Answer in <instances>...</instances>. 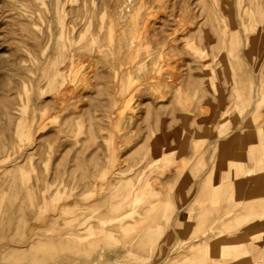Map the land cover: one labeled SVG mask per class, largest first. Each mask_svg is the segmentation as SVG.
<instances>
[{
    "label": "rangeland",
    "instance_id": "obj_1",
    "mask_svg": "<svg viewBox=\"0 0 264 264\" xmlns=\"http://www.w3.org/2000/svg\"><path fill=\"white\" fill-rule=\"evenodd\" d=\"M221 261L264 264V0H0V264Z\"/></svg>",
    "mask_w": 264,
    "mask_h": 264
},
{
    "label": "bare ground",
    "instance_id": "obj_2",
    "mask_svg": "<svg viewBox=\"0 0 264 264\" xmlns=\"http://www.w3.org/2000/svg\"><path fill=\"white\" fill-rule=\"evenodd\" d=\"M220 217V216H219ZM219 219V218H218ZM230 219V218H229ZM228 219V220H229ZM227 220H225V222H226ZM218 223H217V226L216 227H218ZM257 226H259V224H258V222H254L253 224H249V225H247V228L249 229V230H255L256 228H257ZM247 230V229H246ZM212 247H213V244H212ZM211 247V248H212ZM192 253V252H191ZM217 253V252H216ZM206 254V253H205ZM192 255V254H191ZM209 255H210V253H209ZM192 257V256H191ZM189 258V257H188ZM209 259V258H208ZM190 260V259H189ZM246 260H248V261H251L250 259H246ZM236 262V261H235ZM234 262V263H235ZM219 264H227L225 261H221V262H219Z\"/></svg>",
    "mask_w": 264,
    "mask_h": 264
}]
</instances>
